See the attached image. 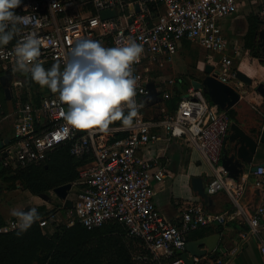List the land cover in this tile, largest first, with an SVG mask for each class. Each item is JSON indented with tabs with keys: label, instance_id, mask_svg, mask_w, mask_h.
Returning <instances> with one entry per match:
<instances>
[{
	"label": "built area",
	"instance_id": "1",
	"mask_svg": "<svg viewBox=\"0 0 264 264\" xmlns=\"http://www.w3.org/2000/svg\"><path fill=\"white\" fill-rule=\"evenodd\" d=\"M239 1L22 0L15 9L22 18L17 25L20 31L9 45L0 49L3 74L31 78L30 74L17 70L13 51L29 35L41 41L37 62L45 70L59 64L62 71L66 53L82 38L99 41L107 48L134 40L144 49L139 63L133 65V75L138 80L135 99L137 103L143 102L144 107L132 128L109 127L107 132L70 130L65 134L62 113L68 106L59 101L58 93H49L36 103L28 91L26 101H16L9 144L1 155L4 167L16 170L40 163L55 149L66 145L72 157L84 162L72 184L75 192L71 188L61 201L50 191L44 206L24 210L36 208L40 220L34 224L45 237L50 238L60 227L80 225L91 231L118 224L127 238L138 245L131 253L135 264H186L181 256L190 234L225 224V215L206 212L198 205L188 206L178 225L165 220L154 202L153 183L164 182L170 173L156 159H146L139 153L160 141L155 134L160 130L167 140L192 145L207 163L211 175L204 185L206 195L226 192L234 205L242 198L244 184L228 179L221 166L232 123L227 110L212 104L202 90L188 89L176 95L178 102L173 111L157 117L148 116L146 111L150 68L161 66L176 55L183 41L207 52L206 62L219 67L216 73L219 82L225 84L228 77H235L233 59L240 49L224 34L222 23L237 15ZM105 10H114L116 17L102 20L99 13ZM152 81L161 100L168 101L175 94L165 88V82ZM119 133L122 136L117 137ZM251 175L255 188L263 189L264 168ZM263 216L264 202L248 221L240 240L244 244L255 239L264 264V243L260 239ZM17 223L14 217L0 226V234L18 230Z\"/></svg>",
	"mask_w": 264,
	"mask_h": 264
},
{
	"label": "crops",
	"instance_id": "2",
	"mask_svg": "<svg viewBox=\"0 0 264 264\" xmlns=\"http://www.w3.org/2000/svg\"><path fill=\"white\" fill-rule=\"evenodd\" d=\"M250 14L256 15L261 22L254 38L256 43L261 47V57L252 58L249 55L245 56L246 58H241L238 53L236 59H233V64L235 68H239L242 73L248 76L253 83L248 86L236 80L235 77H228L225 84L231 87L240 98L233 108L227 110L232 114L231 122L238 126L242 132L257 140L264 126V96L257 92L258 85H262L264 90V0H240L237 15L229 21L224 22L222 28L227 31L228 38H234V35L241 34L247 30V17ZM258 36L263 38H257ZM192 46L198 49V53L190 50ZM185 50L187 54L194 53L190 57L192 60L194 57L193 64L188 65L185 62L183 56ZM207 55V52L200 49L194 43L183 41L181 49L176 55L169 60H165L161 66H155L157 70L168 67L170 71L168 76L162 77L157 75L151 78L150 74L152 71L148 75L151 81L165 82V88L175 93L171 99L178 98V95H182L188 90L185 85L187 81L190 83L189 87H193L194 83L199 85L200 83L198 82H202L203 79L205 81L208 77L216 75L219 67L209 65L206 62ZM206 66L213 67V72L209 76L205 74ZM237 71L236 69L235 73ZM193 74H198V76H193ZM1 77H5V80L4 85L0 82V142L6 140L9 144L15 121L14 107L18 99H24L18 95L15 96L13 89L25 87L26 92L24 97L26 98L27 90L29 89L31 92L32 83L29 84V87L26 86V75L11 76L0 72ZM179 79L183 81L182 86H179L177 83ZM169 81H172L170 85ZM171 85H173L172 88ZM6 87L10 91V99H6L5 97L4 89ZM183 87H186L184 91L182 90ZM199 89L204 93L202 85L195 90ZM166 102L159 97L155 105L148 104L146 107L147 114L148 112H154V110L158 113L148 114V116L157 117L168 111ZM155 134L160 138V141L142 150L139 155L146 159H156L158 164L170 173V177L166 178L164 182L153 183L155 189L154 202L163 218L173 225H178L184 210L188 206L198 205L206 212L225 215L227 219L224 225L215 224L190 234L188 242L208 236L219 237L218 246L211 256H207L201 260L195 259L194 263L263 264L259 255L257 241L252 239L242 244L240 234L247 230L248 221L254 216L256 209L264 202V188H255L254 178L251 175L253 167L264 164V145L258 144L254 156L246 164L238 182H235L244 184L245 190L238 204L234 205L226 192H220L214 196L206 195L207 197L205 198L195 193L192 189L191 181L193 178H198L201 180L203 186L205 185L211 175L207 163L192 145L184 144L178 140H167L165 134L160 130H156ZM230 135L231 132L228 133L227 137ZM7 145L0 149V165L2 150ZM232 145L233 143L227 140L225 148L230 149ZM9 194L11 193L5 191L2 197V193H0V202L2 198L7 200L5 203H0V218L4 224H8L14 218L11 215L13 211H23L30 207L31 204L32 206H44L46 204L42 200V195L32 196L28 191H23L18 187L15 191H12L10 197H7L6 195ZM20 194H22V197ZM260 227V239L264 243V216L260 219Z\"/></svg>",
	"mask_w": 264,
	"mask_h": 264
},
{
	"label": "clouds",
	"instance_id": "3",
	"mask_svg": "<svg viewBox=\"0 0 264 264\" xmlns=\"http://www.w3.org/2000/svg\"><path fill=\"white\" fill-rule=\"evenodd\" d=\"M22 0H0V49L9 45L20 29L22 18L15 13ZM41 41L29 35L14 48L16 68L30 74L31 80L68 106L62 113L70 130L107 132L110 125L120 122L132 128L144 103H137L138 80L133 65L139 63L144 49L131 40L123 46L107 48L101 42L82 38L65 55L63 70L54 64L49 70L39 63ZM66 138V135H65ZM18 221L19 233H24L40 220L36 208L11 213Z\"/></svg>",
	"mask_w": 264,
	"mask_h": 264
},
{
	"label": "trees",
	"instance_id": "4",
	"mask_svg": "<svg viewBox=\"0 0 264 264\" xmlns=\"http://www.w3.org/2000/svg\"><path fill=\"white\" fill-rule=\"evenodd\" d=\"M247 24L244 47L249 49L261 22L256 15L250 14L247 17ZM25 82L34 84L28 77ZM177 83L182 86L183 81L179 79ZM45 91L51 93L47 88ZM204 96L209 100L206 95ZM22 101H26V98L24 97ZM177 102L178 98L167 101L168 111H173ZM228 115L232 120L231 112L228 111ZM119 126L120 122L110 125ZM116 136L120 137L122 134ZM83 163L70 155V148L66 145L48 154L44 161L25 168L11 170L1 164L0 193L16 190V185L20 184L21 190L28 191L32 196H41L59 186L73 184L77 179L76 169ZM3 225L4 222L0 218V226ZM126 237L122 226L109 224L91 231L80 225L60 227L54 235L47 238L37 224H33L24 233H19L18 229L0 234V264H135L131 251L126 246L124 239Z\"/></svg>",
	"mask_w": 264,
	"mask_h": 264
},
{
	"label": "water",
	"instance_id": "5",
	"mask_svg": "<svg viewBox=\"0 0 264 264\" xmlns=\"http://www.w3.org/2000/svg\"><path fill=\"white\" fill-rule=\"evenodd\" d=\"M136 10L138 11L137 7ZM99 16L102 20L112 19L116 17V12L114 10H105L100 12ZM212 72L213 67L206 66L205 74L209 76ZM235 78L239 82L248 86L252 85L253 83V81L241 71H237L235 73ZM4 80L5 77L0 78L2 85H4ZM201 85L203 86L204 93L209 101L222 110L233 108L240 100L239 95L228 85L219 82L217 80V75L215 74L213 77H208L202 82V84L198 86L200 87ZM146 88L148 90V104L155 105L159 99L155 84L149 80ZM257 92L264 96L262 85H258ZM4 94L6 99H10V91L7 87L4 89ZM229 132H231V135L227 137L226 141L229 140L233 143V145L230 149L224 148L222 152L221 166L226 172L228 179L238 182L239 177L243 174L246 164L254 156L258 144L264 145V126L261 133L258 135L257 140H255V138L252 136L242 132V130H240L234 123H231ZM7 144L8 141L6 140L0 142V149H2ZM260 168H264V164L253 167L252 172H256ZM191 184L195 193L203 198L207 197L204 191V186L200 179L193 178ZM71 188L72 184L69 183L54 188L52 192L59 200L63 201L66 199ZM218 243V236H208L196 241L187 242L181 258L186 264H195L194 259L201 260L207 256H211V254L216 250Z\"/></svg>",
	"mask_w": 264,
	"mask_h": 264
},
{
	"label": "rangeland",
	"instance_id": "6",
	"mask_svg": "<svg viewBox=\"0 0 264 264\" xmlns=\"http://www.w3.org/2000/svg\"><path fill=\"white\" fill-rule=\"evenodd\" d=\"M227 21H229V20H227ZM226 22V21H225ZM224 24V22L222 23V25ZM223 31H224V34L228 37V34H226L227 33V31H225L224 30V28H223ZM247 31H248V28H247V30L245 31V32H243V33H238L237 35H234V38H228V39H230V41L231 42H233V43H237L238 44V47H239V55H240V57L242 58V57H247V56H249L250 55V57H252V58H260L261 57V47H260V45L259 44H257L256 43V41H255V37H256V34H255V36H254V38H253V40H252V46H251V48H249V49H247V48H245L244 47V37L246 36V33H247ZM257 38H263V37H257ZM243 42V43H242ZM188 50V49H187ZM190 50L192 51V52H197L198 53V49H196L195 48V46H192V47H190ZM189 51V50H188ZM247 51H249V52H247ZM191 52V53H192ZM194 54V53H193ZM193 54H187L186 53V50L183 52V56H184V58H185V62L188 64V65H190V64H193L194 63V57H193V60L190 58V57H192L193 56ZM245 57V58H246ZM198 58H199V56H198ZM245 63V62H244ZM160 68V67H159ZM151 69V74H150V77L152 78V77H156L157 75H159V76H168V74H169V68L168 67H163V68H160L159 70H157V68H155L154 66L153 67H151L150 68ZM238 71H240V69L239 68H236ZM193 76H198V74L196 75V74H193ZM187 78V77H186ZM204 81V79L202 80V82ZM186 82V81H185ZM202 82H198V83H202ZM189 81H187V83H185V85L187 86V88L188 89H190V88H199V86L197 85V84H193L192 86L193 87H189ZM199 84V85H200ZM172 86L173 85H171V88H172ZM45 89L46 88H41L39 85H37L36 83H34V84H32V88H31V93H32V95H33V97H34V99L36 100V101H39L41 98H43L45 95H47L48 93H46V91H45ZM14 90V93H15V96L16 95H18V96H20V97H22V98H24V96H25V90H26V88L25 87H18L17 89H13ZM27 91H29V89L27 90ZM1 100H3V99H1ZM148 114H158L155 110H154V112H148ZM76 172H77V169H76ZM19 189H21V185L20 184H17L16 185ZM12 191H15V190H7V192H9V193H11V194H9V195H6L7 197H10L11 195H12ZM50 191H52V190H50ZM49 191V192H50ZM71 191L72 192H75V190H74V188H72L71 189ZM49 192H47V193H45V194H43L42 195V200L43 201H46V202H48L49 201ZM4 193V192H3ZM3 193H2V197H3ZM21 195V197H22V194H20ZM51 198V200L53 201V202H55L56 200L53 198V197H50ZM5 201H7V200H4V198H2V200H1V202L0 203H5ZM3 205H6V204H3ZM30 206H32V204L30 205ZM24 211V210H23ZM127 238V237H126ZM126 238H124L125 240H126V246H128L129 247V250L131 251V253H133L134 252V250L136 249V247L138 246L134 241H132V240H130V239H126Z\"/></svg>",
	"mask_w": 264,
	"mask_h": 264
}]
</instances>
